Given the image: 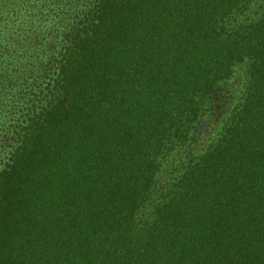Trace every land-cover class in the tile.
Instances as JSON below:
<instances>
[{
	"label": "trees",
	"instance_id": "16d2710c",
	"mask_svg": "<svg viewBox=\"0 0 264 264\" xmlns=\"http://www.w3.org/2000/svg\"><path fill=\"white\" fill-rule=\"evenodd\" d=\"M2 1L0 264H264V0Z\"/></svg>",
	"mask_w": 264,
	"mask_h": 264
},
{
	"label": "rangeland",
	"instance_id": "374dc122",
	"mask_svg": "<svg viewBox=\"0 0 264 264\" xmlns=\"http://www.w3.org/2000/svg\"><path fill=\"white\" fill-rule=\"evenodd\" d=\"M17 3L20 2V0H16ZM9 6L8 2L3 3L2 0H0V14L4 15V17L8 18L7 11L4 13L2 12L4 8H7ZM15 9H19L18 7ZM5 10V9H4ZM239 21L242 22L247 14L243 13L241 10L237 12ZM17 20L14 23V28H8L5 31V34L7 36L10 35H18L19 34V28L21 25L22 16L16 15ZM8 41V39H7ZM18 42L12 43L10 42V46L16 45ZM6 57L0 56V67L1 69L6 67L7 64H9V53L6 52ZM4 72H1L3 74ZM241 75L238 74L231 83L223 85L222 89L220 91H214V100L216 102L215 109L213 111V114H209L208 116H204L201 120H199V123L195 124L193 128L194 136L193 140L194 143L188 145V147H185V149H176L179 150L171 157L172 165L166 166V169H162L159 174L154 175V181L151 189V195L152 198L149 197V203L147 204L146 209L144 210V213L141 215V218H147L152 215L154 205L157 203V198H155L156 195L159 194L160 191L163 189L168 188L172 182L173 177L175 176V169H179L182 164L186 165L188 161L197 158L198 156L202 155L207 147L215 140L217 137L218 130L220 128V123L218 117L221 115H224L226 112L225 110L230 104V100H232V97H234L240 88V85L242 84ZM150 195V196H151ZM151 199V200H150Z\"/></svg>",
	"mask_w": 264,
	"mask_h": 264
}]
</instances>
